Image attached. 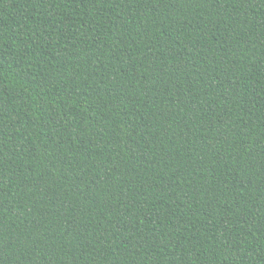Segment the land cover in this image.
<instances>
[{
	"label": "trees",
	"instance_id": "16d2710c",
	"mask_svg": "<svg viewBox=\"0 0 264 264\" xmlns=\"http://www.w3.org/2000/svg\"><path fill=\"white\" fill-rule=\"evenodd\" d=\"M0 264H264V0H0Z\"/></svg>",
	"mask_w": 264,
	"mask_h": 264
}]
</instances>
